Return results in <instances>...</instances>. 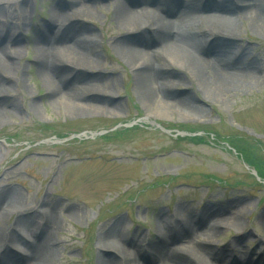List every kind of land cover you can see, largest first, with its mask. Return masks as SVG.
<instances>
[{"label":"rangeland","instance_id":"obj_1","mask_svg":"<svg viewBox=\"0 0 264 264\" xmlns=\"http://www.w3.org/2000/svg\"><path fill=\"white\" fill-rule=\"evenodd\" d=\"M0 2L4 7L0 29L17 31L22 37L18 52L13 41L2 44L13 52L12 58L5 55L4 59H12L14 67L0 71L7 87L0 96L6 100L0 117V195L15 196L20 208L0 218V232L20 229L25 239L34 242L41 239L34 229L42 226L50 231L54 251L49 264H99L101 256L114 254L102 248L106 235L118 234L121 244L134 240L146 248L159 239V228L163 230L166 222L185 217L198 225L193 215L205 213L209 206H231L225 217H238V225H225L211 238L215 242L208 249L214 256L223 250L229 256L241 250L257 260L264 249V184L251 176L254 166L225 142L212 140L213 133L238 134L264 143V32L252 25L250 17L244 14L238 19L233 49L242 53L236 60L247 56L254 62L255 79L228 93L212 85L215 92H211L198 85L185 61H172L163 51V63L173 73V97L189 104L160 106L164 111L149 115L143 103L148 94L139 90L130 60L115 45L117 39L133 33L116 23L114 0L89 1L93 15L75 16L80 14L76 9L72 22L91 32L70 31L96 40L98 63L89 73L101 74L100 89L108 88L104 103L110 108L114 102V107L74 112L48 98L47 82L36 62L38 28L66 0ZM137 123L143 126L113 133L122 124ZM199 127L212 132L202 142L186 138L189 130ZM53 132L95 134V138L60 142L50 137ZM105 132L113 136L98 135ZM43 139L54 143L27 147ZM260 152L264 155V146ZM37 208L41 213L49 209L53 225L45 226ZM22 217L26 223L20 222ZM173 245L179 246L178 241ZM17 253L26 263L21 251ZM137 255L144 264L142 252Z\"/></svg>","mask_w":264,"mask_h":264},{"label":"bare ground","instance_id":"obj_2","mask_svg":"<svg viewBox=\"0 0 264 264\" xmlns=\"http://www.w3.org/2000/svg\"><path fill=\"white\" fill-rule=\"evenodd\" d=\"M89 1L92 0H66L61 7H56L47 24L38 28L35 39L36 62L47 82L48 98L74 112L108 107L104 103L107 102L104 96L108 88L100 89L101 74L89 73L98 63L97 42L70 31L82 29L91 32L85 25L72 22L76 9L80 14L75 16L93 15ZM114 3L116 23L125 27L128 34L133 33L117 39L115 45L130 60L139 90L148 94L143 103L148 105L149 115L164 111L160 106L189 104L187 99L173 97V73L166 68L170 65L163 63V51H168L166 56L172 61L178 58L185 61L198 85L211 92H215L212 85L228 93L257 77L256 65L247 56L236 60L238 53H242L233 49L237 37L234 33L238 19L244 14L250 17L253 26L264 32V0H114ZM3 8V2H0V14ZM18 34L17 31L12 33L9 29H0V71L14 67L12 59H4L5 55L12 58L13 52L2 44L13 41V49L18 52L20 38L22 40ZM229 52H235L233 57ZM6 90V84L0 78V96ZM4 100L0 97V117L6 109L2 105L6 104ZM113 105L108 107V111ZM17 201L13 195H0V218L15 207L20 208ZM39 209L35 212L45 226L53 225L54 215L49 209L45 208L42 213ZM231 209V206H209L205 213L193 215L199 219L198 225L185 221V217L166 222L163 230L159 228V239L146 244V248L134 240L130 245L121 244L118 234L106 235L102 248L110 249L114 254L106 255L108 258L101 256L99 264H140L138 251L142 252L144 264H214L210 258L222 264H237L239 260L240 264H264V249L257 260L247 257L241 250L230 256L223 250L214 256L213 250L208 249L215 242L211 238L225 225L228 226L229 222L238 225V217H225ZM23 219L19 218L20 222L26 223ZM261 221L264 225V213ZM34 231L40 235V241L25 239L24 231L20 229L7 234L0 232V264H49L54 254L50 247V231L42 226ZM181 240L184 241L180 243ZM177 241L179 246L176 247L173 242ZM13 249L21 251L26 263Z\"/></svg>","mask_w":264,"mask_h":264},{"label":"trees","instance_id":"obj_3","mask_svg":"<svg viewBox=\"0 0 264 264\" xmlns=\"http://www.w3.org/2000/svg\"><path fill=\"white\" fill-rule=\"evenodd\" d=\"M191 133H195L196 135L186 137L189 140L202 142L207 135L212 132V130L207 128H197L189 130ZM203 132V133H202ZM57 134L56 132H54ZM59 137H64V135L59 134ZM113 135H107L104 138L110 139ZM182 138V137H180ZM247 138L245 136H240L238 134L230 135V136H222L218 133H213L212 140L214 141H222L227 144L228 148L235 151L237 155H239L242 159L248 162L250 165L254 166L256 169L260 180H255L257 184L262 185V181L264 182V155L260 152L262 147L264 146L263 141L258 140L256 138ZM226 183V182H224ZM264 184V183H263Z\"/></svg>","mask_w":264,"mask_h":264}]
</instances>
